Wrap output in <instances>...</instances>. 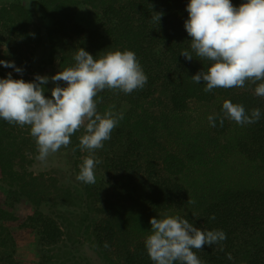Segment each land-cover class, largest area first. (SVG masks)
Returning a JSON list of instances; mask_svg holds the SVG:
<instances>
[{
	"label": "trees",
	"instance_id": "1",
	"mask_svg": "<svg viewBox=\"0 0 264 264\" xmlns=\"http://www.w3.org/2000/svg\"><path fill=\"white\" fill-rule=\"evenodd\" d=\"M36 1L43 10H55L56 28L68 35L58 67L49 77L72 66L79 48L97 58L108 51H133L148 77L144 88L131 94L107 90L99 94L101 114L109 105L124 114L111 139L93 154L102 161L104 178L101 218L95 225L99 245L118 264H152L144 246L151 218L179 215L201 230L226 233L220 245H205L197 252L202 264H264V98L256 96V85L248 83L244 88L206 93L203 81H192L211 65L194 53L192 61L180 55L182 50L191 51L184 27L190 0H95L98 19L89 29L68 17L62 0ZM231 2L238 7L246 0ZM156 13H162L159 24L151 19ZM32 19V11L23 5L0 6V46L9 43L15 52L29 50ZM0 78H4L1 72ZM60 85L66 86L63 81ZM43 87L50 98L55 84L49 81ZM225 100L243 105L249 114L259 108V121L241 126L224 119L221 126ZM192 103L207 111L206 125L186 126L185 112ZM153 107H159L158 112ZM210 115L215 127L209 123ZM82 134L81 130L72 135L66 147L75 169L81 163L76 155L87 154L78 147ZM34 147L24 128L0 119L1 179L35 207L21 229L37 236L46 251L63 237L57 220L42 210L48 189L42 177L22 167L16 170ZM190 197L195 204L187 203ZM212 215L215 220L209 219ZM12 220L0 209V264H13L7 253L12 236L6 225Z\"/></svg>",
	"mask_w": 264,
	"mask_h": 264
},
{
	"label": "clouds",
	"instance_id": "2",
	"mask_svg": "<svg viewBox=\"0 0 264 264\" xmlns=\"http://www.w3.org/2000/svg\"><path fill=\"white\" fill-rule=\"evenodd\" d=\"M24 3L29 8L32 0ZM186 10L184 27L191 37V51L182 50L180 55L192 61L194 53L211 65L192 76V81H203L206 93L218 88H244L248 83L256 85V96L264 98V0H246L238 7L231 0H190ZM161 17L162 13H156L152 22L159 24ZM73 61L72 66L51 77L37 74L33 81H25L13 79L9 73L7 78H0V119L30 129L38 152L36 159L41 162L61 147H68L70 137L82 130L78 147L88 155L82 157L76 180L95 184L94 170L102 161L93 154L111 139L124 115L115 111V105L101 114L99 94L106 90L131 94L143 89L148 77L130 50L108 51L97 58L79 48ZM0 65L23 73L14 61L0 60ZM49 81L55 84L50 98L43 87ZM61 81L66 86L62 87ZM260 116L259 108L249 114L243 105L225 100L220 124L228 119L243 126L258 122ZM208 120L216 126L214 116ZM187 203L195 201L190 197ZM209 219L215 220V215ZM150 224L144 246L152 264H202L197 252L227 239L223 230H201L179 215L162 214L159 219L151 218ZM104 247H109L107 242ZM227 258L232 259L231 253Z\"/></svg>",
	"mask_w": 264,
	"mask_h": 264
},
{
	"label": "rangeland",
	"instance_id": "3",
	"mask_svg": "<svg viewBox=\"0 0 264 264\" xmlns=\"http://www.w3.org/2000/svg\"><path fill=\"white\" fill-rule=\"evenodd\" d=\"M94 1L62 0L61 7L69 13L68 17L74 23L89 29L95 26L98 19ZM17 4L33 13L28 32L32 43L30 49L23 52L13 51L9 43L1 45L0 60L14 61L17 67L23 69V73H17L14 68H5L3 65H0V72L4 78L12 73L13 79L33 81L37 74L48 76L57 69L62 48L68 39L67 30L58 31L55 10L41 9L36 0H32L29 8L25 6L24 0H0L1 7ZM158 108L153 107L152 110L158 112ZM185 115L186 126L188 123L190 128L207 123V111L199 104L192 103ZM24 130L35 144L30 129L25 127ZM37 155L35 144L34 150L16 170L22 167L27 173L44 179L49 199L42 204V210L57 220L63 230V237L58 245L43 251L37 236L21 229L23 221L35 211V207L11 192L0 176V209L15 218L6 223L12 236L7 253L13 256V264H118L116 257L99 245L95 234V225L101 218L99 208L104 190L100 164L94 170L95 184H86L85 189L76 180L82 157L75 154L77 161L81 162L77 163L75 169L65 147L50 154L43 162L36 159Z\"/></svg>",
	"mask_w": 264,
	"mask_h": 264
}]
</instances>
